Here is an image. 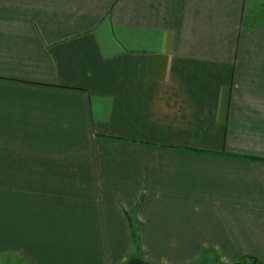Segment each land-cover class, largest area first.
<instances>
[{
  "label": "crops",
  "instance_id": "crops-1",
  "mask_svg": "<svg viewBox=\"0 0 264 264\" xmlns=\"http://www.w3.org/2000/svg\"><path fill=\"white\" fill-rule=\"evenodd\" d=\"M247 256L264 264V0H0V259Z\"/></svg>",
  "mask_w": 264,
  "mask_h": 264
},
{
  "label": "trees",
  "instance_id": "trees-1",
  "mask_svg": "<svg viewBox=\"0 0 264 264\" xmlns=\"http://www.w3.org/2000/svg\"><path fill=\"white\" fill-rule=\"evenodd\" d=\"M134 241H135V239H134ZM208 262H209L208 259L207 260L202 259L196 264H221L218 262L217 258H213L212 263H208ZM232 264H261V263H260V261H258V259L256 257L247 256V257H241L240 259H238L236 262H234Z\"/></svg>",
  "mask_w": 264,
  "mask_h": 264
},
{
  "label": "water",
  "instance_id": "water-1",
  "mask_svg": "<svg viewBox=\"0 0 264 264\" xmlns=\"http://www.w3.org/2000/svg\"><path fill=\"white\" fill-rule=\"evenodd\" d=\"M125 264H151V263L143 261L142 259L138 257H133L132 259L127 261Z\"/></svg>",
  "mask_w": 264,
  "mask_h": 264
},
{
  "label": "rangeland",
  "instance_id": "rangeland-1",
  "mask_svg": "<svg viewBox=\"0 0 264 264\" xmlns=\"http://www.w3.org/2000/svg\"><path fill=\"white\" fill-rule=\"evenodd\" d=\"M204 258H205V257H204ZM207 259L209 260L208 263H212V261H213L212 258H210V259H209V258H206V260H207ZM1 263L6 264L7 262L4 263V262L2 261V259H0V264H1Z\"/></svg>",
  "mask_w": 264,
  "mask_h": 264
}]
</instances>
